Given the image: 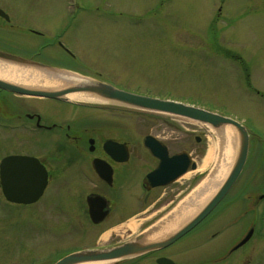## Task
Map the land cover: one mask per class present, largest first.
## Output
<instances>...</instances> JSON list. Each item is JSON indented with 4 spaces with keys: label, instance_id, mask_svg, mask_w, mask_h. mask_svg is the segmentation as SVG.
Masks as SVG:
<instances>
[{
    "label": "flooded vegetation",
    "instance_id": "1",
    "mask_svg": "<svg viewBox=\"0 0 264 264\" xmlns=\"http://www.w3.org/2000/svg\"><path fill=\"white\" fill-rule=\"evenodd\" d=\"M11 5L10 13L0 4L4 11L0 13L1 51L70 69L94 81L118 87L95 72L93 63L87 62L90 68L82 67L86 62L79 59L82 54L77 50L78 53L59 39L54 42V38L50 39L33 24H25L21 3L13 1ZM30 8L35 11L33 4ZM51 54L64 56L74 67L49 61ZM40 99L47 102L42 104ZM102 108L117 107L71 103L0 87V203L32 206L39 203L48 190H55L56 195L64 190L69 196L64 203H53L55 213L58 211V215L65 216L67 232L81 235L85 241H94L58 255L55 262L83 250L109 251L129 242H166L133 256L101 262L264 264V186L258 178L261 164L253 167L239 184L246 163L242 174L218 205L195 227L169 241L177 232L169 230L157 234L175 224L182 215L185 199L203 180L211 177L214 169L201 175L196 148L189 142L184 143L185 134L170 133L164 137L152 134L162 145L154 144L149 148L144 144L149 134L138 139L133 127L121 134L113 119L103 118ZM195 141L199 144L201 138L196 137ZM112 142L117 145L108 147ZM184 153L189 155V160ZM10 156L28 158L24 170L32 173V179L35 168L40 164L45 168L47 186L36 202L8 201L1 164ZM37 181L32 180V183ZM190 202L191 199L186 204ZM3 213L0 206V215ZM138 215H144L145 222L136 232L131 222Z\"/></svg>",
    "mask_w": 264,
    "mask_h": 264
},
{
    "label": "rangeland",
    "instance_id": "2",
    "mask_svg": "<svg viewBox=\"0 0 264 264\" xmlns=\"http://www.w3.org/2000/svg\"><path fill=\"white\" fill-rule=\"evenodd\" d=\"M13 1L24 7L25 24L77 50L86 62L82 67L93 63L95 72L119 88L241 121L251 134V147L239 184L261 164L258 178L264 186V0H0V4L11 13ZM51 55L49 61L74 67L64 56ZM102 115L113 119L121 134L133 127L138 139L147 134H185L184 143L196 148L203 165L201 175L224 161L215 133L222 128L136 108H102ZM223 128L231 129L234 138L225 158L230 172L239 137L233 128ZM196 137L201 138L199 144ZM68 196L64 190L58 195L48 190L36 205L0 203L4 211L0 264H53L58 255L93 243L67 232L65 216L55 213L53 203H64ZM134 220L133 230L138 232L144 215Z\"/></svg>",
    "mask_w": 264,
    "mask_h": 264
},
{
    "label": "water",
    "instance_id": "3",
    "mask_svg": "<svg viewBox=\"0 0 264 264\" xmlns=\"http://www.w3.org/2000/svg\"><path fill=\"white\" fill-rule=\"evenodd\" d=\"M0 13L4 14V11L0 9ZM1 64L19 67L24 71L40 75V78L45 80H49L48 77H51L48 76V72L71 74L76 78L75 81L57 88L27 87L0 78L1 88L15 91L17 93L64 101H69L66 99L68 94L84 93L96 98L97 100L107 103H114L145 111L183 116L197 120L214 129L229 126L237 132L239 137V149L230 172L209 200L193 216L184 220L178 224L175 229H173V231L177 233L171 236L169 241L185 234L202 221L229 191L245 165L249 149L250 134L243 124L233 118L226 117L200 107L187 105L182 102L131 93L116 88L105 82L94 81L89 77L82 76L72 71L56 68L0 50V65ZM144 144L149 148H152L154 144L162 145L158 139L151 135L145 138ZM114 145L117 144L113 142L108 143V147ZM179 157H181V155ZM184 157L188 158L187 153H184ZM27 159V157L10 156L2 161L1 176L6 184L4 192L9 201L25 204L36 202L43 195L47 186V172L43 165L40 164L38 169H34V179H32V173L28 174L27 171L24 170V167L27 165ZM185 170L186 168L184 171ZM32 180L38 181L33 184ZM164 243L166 242H157L155 244H135L133 242H129L109 251L83 250L70 253L59 259L55 264H85L101 262L109 259H121L122 257L133 256L145 252L148 249L161 244L164 245Z\"/></svg>",
    "mask_w": 264,
    "mask_h": 264
},
{
    "label": "bare ground",
    "instance_id": "4",
    "mask_svg": "<svg viewBox=\"0 0 264 264\" xmlns=\"http://www.w3.org/2000/svg\"><path fill=\"white\" fill-rule=\"evenodd\" d=\"M49 80L41 79L40 75H36L35 73H31L29 71H24L16 66L11 65H0V78L13 82L16 84H21L27 87H41V88H57L60 86H65L72 81H75L76 78L71 74H61V73H53L48 72ZM66 99L72 102H104L97 100L96 98L86 95L84 93H72L66 96ZM216 135L219 136V140L222 147V159L224 160L222 164L214 171L210 178L205 179L199 184L198 189L195 190L194 193H191L186 200L191 199L190 204H183L181 208V217H179L175 224L168 226L161 233L157 234V236L163 234L166 231L173 230L178 224L187 220L191 216H193L208 200L209 198L216 192L219 188L227 173L229 172V164L225 161V158L229 156L232 150V142L233 141V133L231 129L222 128L217 130ZM233 138V139H232ZM212 153H209L210 158ZM200 170H202L203 165H200ZM131 227L135 228V221L131 222ZM85 264H105L103 262L97 263H85Z\"/></svg>",
    "mask_w": 264,
    "mask_h": 264
}]
</instances>
